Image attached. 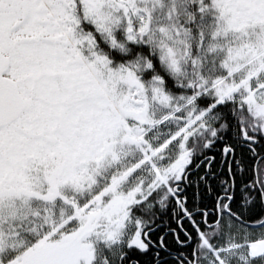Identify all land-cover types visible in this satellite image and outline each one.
I'll return each instance as SVG.
<instances>
[{"label":"snow or ice","instance_id":"6c2138e0","mask_svg":"<svg viewBox=\"0 0 264 264\" xmlns=\"http://www.w3.org/2000/svg\"><path fill=\"white\" fill-rule=\"evenodd\" d=\"M0 264H264V0H0Z\"/></svg>","mask_w":264,"mask_h":264}]
</instances>
